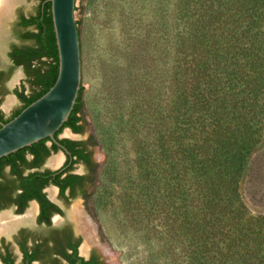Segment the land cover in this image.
I'll return each mask as SVG.
<instances>
[{
  "label": "trees",
  "instance_id": "trees-1",
  "mask_svg": "<svg viewBox=\"0 0 264 264\" xmlns=\"http://www.w3.org/2000/svg\"><path fill=\"white\" fill-rule=\"evenodd\" d=\"M34 1L38 2L35 14L19 19L23 44L13 45L9 53L13 68H24L32 93L26 94L24 86L15 90L23 105L7 120L0 111L4 123L46 94L59 74L51 2ZM177 8L179 32L165 53L171 61L169 79L174 91L165 107L170 122L154 146L163 169L158 171L157 161L150 163L142 153V186L149 188L143 193V203L151 210L157 205L158 217L172 225L181 243L188 244L180 263L264 264V215H250L240 191L264 128V0H178ZM7 76L1 72L0 85ZM83 91L82 87L59 132L65 128L86 132ZM48 141L0 159V211L16 206L20 214L36 200L41 209L39 222L50 223L52 214L61 211L43 190L54 185L65 196L67 188L81 185L85 177L70 174L79 162L93 172L96 186L99 165L93 163L91 153L74 148L96 147L99 142L94 136L82 143L64 140L74 160L65 169L41 171L51 154ZM57 149L53 147L54 152ZM254 165V182L261 184L264 162ZM8 167L9 176L5 173ZM29 169L36 171L25 176ZM82 192L92 201L94 193L87 196ZM71 248V254L62 244L49 248L45 254L52 253V257L44 264H62L63 260L68 264H103L97 254L85 261L78 257L76 246ZM25 252L28 254L26 248ZM44 255L37 246L27 257L36 261Z\"/></svg>",
  "mask_w": 264,
  "mask_h": 264
},
{
  "label": "rangeland",
  "instance_id": "rangeland-1",
  "mask_svg": "<svg viewBox=\"0 0 264 264\" xmlns=\"http://www.w3.org/2000/svg\"><path fill=\"white\" fill-rule=\"evenodd\" d=\"M37 6L34 0H21L3 25L0 72L8 74L2 84L6 116L19 107L15 90L23 85L30 91L25 70L12 67L9 53L13 45L23 44L19 38L20 16L35 14ZM177 7L178 0H77L87 125L84 135L74 136L66 130L62 136L68 134L76 140L94 136L99 142L93 152L100 168L88 213L95 223V237L108 251L103 254L107 264H182V255L187 252L188 244L181 243L172 225L167 226L166 220L158 217L161 214L156 212L157 205L151 210L148 203H143V193L149 188L142 186L139 169L143 152L150 163L157 161L158 171L163 169L154 146L170 122L165 107L174 91L170 84L171 61L165 53L179 32ZM60 156L61 153L52 156L45 166ZM260 162H264V128L240 188L252 216L264 215V182L255 184L251 171L253 164L257 167ZM84 171L83 166L76 167L77 173ZM47 194L63 208L65 221L80 203L77 200L66 205L53 187ZM29 209L30 206L23 217ZM5 213L17 216L14 208L0 215ZM33 219L0 234V241L5 238L11 244L17 264L20 251L15 236L21 229L40 231ZM61 221L54 220L56 225Z\"/></svg>",
  "mask_w": 264,
  "mask_h": 264
},
{
  "label": "water",
  "instance_id": "water-1",
  "mask_svg": "<svg viewBox=\"0 0 264 264\" xmlns=\"http://www.w3.org/2000/svg\"><path fill=\"white\" fill-rule=\"evenodd\" d=\"M50 2L59 56L58 78L55 85L41 98L10 122L0 124V159L45 139L56 142L55 135L69 120L81 88L85 90L80 34L76 19L77 0H50ZM47 166L51 170L61 167V165L51 166L50 163ZM33 206L37 207L38 214L39 207L36 201L30 203V208ZM99 245L96 242L85 248L84 252L83 244L81 251L87 255L88 249L96 246L104 254V250Z\"/></svg>",
  "mask_w": 264,
  "mask_h": 264
},
{
  "label": "flooded vegetation",
  "instance_id": "flooded-vegetation-1",
  "mask_svg": "<svg viewBox=\"0 0 264 264\" xmlns=\"http://www.w3.org/2000/svg\"><path fill=\"white\" fill-rule=\"evenodd\" d=\"M4 23L5 22L3 21L2 25H0V37H1L2 31H3L2 29H3ZM11 63H12V67H14V63H13L12 60H11ZM0 74H1V72H0ZM2 84L0 85V87H2ZM22 86L17 88V90L21 91ZM24 88H25V93L26 94L30 95L32 93V87L31 86H30V91L29 92H28V90L26 89L25 86H24ZM15 96H16V98L19 101V107L16 108L15 110H13L9 116H6L3 113L2 102H1L0 111H1V114L3 115V119H5V120L10 119L13 116V114L23 105L22 101L16 95V93H15ZM0 99H2V92L0 93ZM1 123H4V121L0 117V124ZM66 130H68V133H70V134H72L74 136L75 135H84V134H79V133L74 132L71 128H65L61 132H59L60 131L59 130L56 133L55 138H56V142L57 143L55 141L49 139V141L47 142V146L51 150V154L46 159V162L52 156L57 155L59 153L62 154V157L60 156L61 157V162H60L61 167L59 169H57V170L65 169L67 163L69 162L68 164H71L72 160H74V158L72 156V151L64 143V140H68V141H71V142H77V143H82V142L86 141V140L72 139L70 136H68V134H67V136H62L66 132ZM54 146L58 147L56 152L53 151V147ZM74 148H75L76 151H82L84 149L85 152L91 153V158H92L93 163L97 164V162L94 159V152H93V149L95 147H90V146H86V145H80V146L77 145ZM32 159L33 158H32L31 155H29L27 157L28 161H31ZM45 163H44L41 171H45V170L57 171V170H51V168H49L47 165L45 166ZM78 165H81V166L84 167V169H85L84 173H77L76 172V167ZM35 171H36L35 169L26 170L24 175L25 176L29 175L30 173H33ZM10 172H11V167H8L6 169L5 173H6L7 176H9ZM70 174L83 176V177H85V181L82 182L81 185L77 184L75 188H67L66 191H65V196H62L60 188H58L57 186H54V185H50V186H48L47 188H45L43 190V192L47 195V198L49 199V201L51 203H53L54 205H56L59 208V210L61 211L60 213H53L52 214V216L50 218V223L39 222L38 219H39V216L41 214L40 204L36 200H33V201H36L38 203V207H39L36 220L33 221V222L37 223L40 231L33 232L31 230H28V229H21L17 233V235L15 236L16 243H17V245L19 247V251H20V262H19V264H44V262L47 261L49 256L52 257L51 256L52 253H49V256H46L45 253L48 251L49 248L52 249L53 247H56L58 244L64 245L65 248H66V252L68 254L73 253L71 246H73V247L76 246L77 247V251H78V253H77L78 257L83 258L85 261H91L92 258H93V255L97 254L99 260L103 264H107V262L104 259L103 254L100 252V250H98L96 248V246H94L92 248H89L88 251H87V255L85 253H82L81 248L83 247L85 239L87 241V236H86L85 230H84V228H83V226L81 224V221H79V216H77L75 214V211H76V208H77V210L79 209V212H82V214H81L82 216H80V218H82L87 223L89 222V223H91V224L93 223L95 225L92 217L88 213L89 212L88 208H89V205H90L91 201L88 202L87 199L85 198V196L82 195V193H83L82 191H85L87 196H90L94 192L93 190L95 188V186H94L95 184L92 181L93 180L92 178L94 177V174H93V172H91L90 169H88L87 164H85L83 162L76 163L74 165L73 170H72V172ZM66 175H68V173L64 174L63 177H65ZM49 187H53L55 189L56 193H58V197L66 205H70V203H72L74 201H77V200L80 201V203L78 205H75L73 207L71 213L69 214V217L66 218V221L63 219V217L65 216L63 208L59 204H57L53 200V198L51 199V197L48 196L47 193H48ZM31 202H29L28 207L30 206ZM10 208H14V210H15L17 215H22L26 211L25 210L23 213L19 214V213H17V207L16 206H12ZM5 210H7V209H3L0 212H3ZM58 216H60L59 218H60V220L62 219L61 222H63V223H60V224L58 223L56 225L54 220L56 218H58ZM89 217H90V219H89ZM89 220H91V221H89ZM29 223H31V222H29ZM20 225H18V226H20ZM18 226L14 227V228L16 229ZM47 240H48V245H45ZM101 243H103V242L101 241ZM23 244L25 245V248H26L28 254H26ZM93 244H94V242H93ZM37 246L39 247L40 254L41 255L45 254V255L43 257H41L39 260L30 261L27 256L33 255L34 252H35V249L37 248ZM84 248L87 249L88 247H85V244H84ZM16 256L17 255L14 253V251H13V249L11 247V244L8 243L5 238L1 239V241H0V264H9L8 260L11 262V264H17V259H16L17 257ZM62 264H68V262L63 260Z\"/></svg>",
  "mask_w": 264,
  "mask_h": 264
},
{
  "label": "bare ground",
  "instance_id": "bare-ground-1",
  "mask_svg": "<svg viewBox=\"0 0 264 264\" xmlns=\"http://www.w3.org/2000/svg\"><path fill=\"white\" fill-rule=\"evenodd\" d=\"M21 0H0V25H2L3 21L6 22V19H8L12 12L13 7L18 4ZM61 162V157H56L51 163V166H59ZM61 165V164H60ZM52 194L55 196V192L53 191ZM34 207V208H33ZM31 209H29L27 211V214H25L26 216L22 218H12V216L10 214H6L0 217V234L4 233L5 234L11 230L13 227H15L18 224H22V223H27V222H31L33 217L35 216V214H37V207L33 206ZM35 208H36V212H35ZM75 214L77 216H79V221H81V224L85 230L86 236H87V241L86 242V246L88 245L90 246L93 245L96 242H98V245L103 249H104V244L100 243L99 240L95 237L94 234V227L91 223H87L86 221H84L82 218H80V216H82V212H79V209L75 211ZM84 216V215H83ZM90 219V218H89ZM90 221V220H89ZM97 236V235H96ZM85 244V243H84ZM88 246V247H89ZM84 252L86 251V249H83ZM107 250H105L104 252H106ZM108 252V251H107Z\"/></svg>",
  "mask_w": 264,
  "mask_h": 264
}]
</instances>
